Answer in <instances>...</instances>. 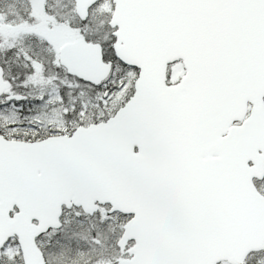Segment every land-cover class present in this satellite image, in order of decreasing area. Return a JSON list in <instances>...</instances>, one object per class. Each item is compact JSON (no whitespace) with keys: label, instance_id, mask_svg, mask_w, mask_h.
I'll list each match as a JSON object with an SVG mask.
<instances>
[{"label":"snow or ice","instance_id":"obj_1","mask_svg":"<svg viewBox=\"0 0 264 264\" xmlns=\"http://www.w3.org/2000/svg\"><path fill=\"white\" fill-rule=\"evenodd\" d=\"M0 264H264V0H0Z\"/></svg>","mask_w":264,"mask_h":264}]
</instances>
